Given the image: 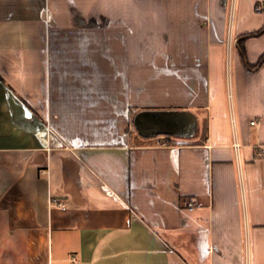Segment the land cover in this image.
<instances>
[{"label":"crops","instance_id":"0c3cea01","mask_svg":"<svg viewBox=\"0 0 264 264\" xmlns=\"http://www.w3.org/2000/svg\"><path fill=\"white\" fill-rule=\"evenodd\" d=\"M263 54L264 0H0V264H264Z\"/></svg>","mask_w":264,"mask_h":264},{"label":"water","instance_id":"95a60500","mask_svg":"<svg viewBox=\"0 0 264 264\" xmlns=\"http://www.w3.org/2000/svg\"><path fill=\"white\" fill-rule=\"evenodd\" d=\"M183 122L177 112H142L137 115V123L143 128H153L159 134H176Z\"/></svg>","mask_w":264,"mask_h":264},{"label":"built area","instance_id":"2783aa9c","mask_svg":"<svg viewBox=\"0 0 264 264\" xmlns=\"http://www.w3.org/2000/svg\"><path fill=\"white\" fill-rule=\"evenodd\" d=\"M260 10H261L260 8H257V11H260ZM251 124H254V122H251ZM49 204L52 207H58L61 209L65 208L64 202L59 198H51ZM184 204L186 207H192L193 206V203L191 201H185ZM72 261L76 262V258L72 257Z\"/></svg>","mask_w":264,"mask_h":264},{"label":"rangeland","instance_id":"374dc122","mask_svg":"<svg viewBox=\"0 0 264 264\" xmlns=\"http://www.w3.org/2000/svg\"><path fill=\"white\" fill-rule=\"evenodd\" d=\"M185 126H186V121H184V123H182V125H181V127L178 129V131H177V133L176 134H180V135H183V133H184V129H185ZM144 132V131H143ZM154 134V133H153ZM149 136V135H148ZM155 136H157V135H155ZM159 136H161V135H159ZM154 137V135H152V136H150V137H147V136H144L143 135V142H146V143H151V142H154V141H156V139H154L153 138ZM151 138H153V139H151ZM159 138H163V137H159Z\"/></svg>","mask_w":264,"mask_h":264},{"label":"trees","instance_id":"16d2710c","mask_svg":"<svg viewBox=\"0 0 264 264\" xmlns=\"http://www.w3.org/2000/svg\"><path fill=\"white\" fill-rule=\"evenodd\" d=\"M262 31H263V30H260V31H258V32L245 34V35H243V36L247 38V37H250V36L258 35V34H260ZM263 59H264V54L262 55V57L260 58V60H259L258 63L262 62ZM258 63H257V64H258ZM257 64H256V65H257Z\"/></svg>","mask_w":264,"mask_h":264}]
</instances>
